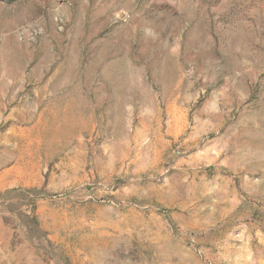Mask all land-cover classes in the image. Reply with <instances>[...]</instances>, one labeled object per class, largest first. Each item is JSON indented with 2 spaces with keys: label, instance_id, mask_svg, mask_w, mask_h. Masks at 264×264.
<instances>
[{
  "label": "rangeland",
  "instance_id": "obj_1",
  "mask_svg": "<svg viewBox=\"0 0 264 264\" xmlns=\"http://www.w3.org/2000/svg\"><path fill=\"white\" fill-rule=\"evenodd\" d=\"M0 264H264V0H0Z\"/></svg>",
  "mask_w": 264,
  "mask_h": 264
}]
</instances>
